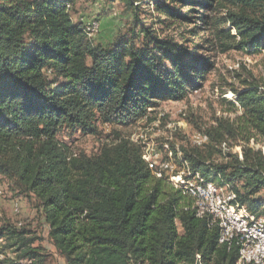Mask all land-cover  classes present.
Instances as JSON below:
<instances>
[{
  "label": "trees",
  "instance_id": "obj_1",
  "mask_svg": "<svg viewBox=\"0 0 264 264\" xmlns=\"http://www.w3.org/2000/svg\"><path fill=\"white\" fill-rule=\"evenodd\" d=\"M123 1L133 26L153 2L169 22L190 26L189 37L178 42L141 25L140 45L95 44L85 24L73 22L74 0H0V179L34 198L64 264H195L197 256L237 264L238 248L219 243L218 226L197 216L186 191L153 174L139 145L107 136L88 156L63 134L131 128L162 102L188 100L214 69L201 55L210 43L202 34L226 50L264 53V0ZM244 86L232 90L241 116L217 119L202 131L207 145L187 143L180 153L193 174L228 186L240 206L264 218V152L251 146H264V92ZM230 140L243 143L242 154L225 152ZM37 240L23 225L0 227V264H47Z\"/></svg>",
  "mask_w": 264,
  "mask_h": 264
},
{
  "label": "rangeland",
  "instance_id": "obj_2",
  "mask_svg": "<svg viewBox=\"0 0 264 264\" xmlns=\"http://www.w3.org/2000/svg\"><path fill=\"white\" fill-rule=\"evenodd\" d=\"M126 7L127 4L123 0H74L71 14L73 22L85 24L86 29L95 23L99 24L98 34L94 33L90 39L95 44L109 46L121 40L133 41L140 45L144 42V36L140 33L141 25L158 31L162 38H174L178 42H184L185 37H189L187 31L190 26L169 22L165 16L154 11L153 2H147L140 7L137 26H133V16L126 14ZM194 9L201 14L203 12L199 6H195ZM196 23L198 26L202 25L199 20ZM228 31L232 35L235 33L231 26L226 28V32ZM200 38L210 41L206 43L207 45L204 44L205 50H201V55L210 58L214 69L207 75L203 88L191 94L188 100L162 102L149 121L139 122L131 128L100 127L98 136L84 135L80 131L71 134L65 132L63 141L75 151L91 156L97 154L103 144L108 143L107 136L114 139L119 135L139 145L146 162L150 165L154 166L153 162L157 161L159 155V163H156L155 169L165 165H175L179 171H183L184 166H181V163L184 162V158L180 150L185 148V144L190 143L192 147L203 148L205 145L201 144V138L207 135L202 131L216 125L217 119L235 121L241 116V109L236 103L233 89L243 90L246 81L250 85L258 86L264 92V53L249 55L237 49L226 50L220 47V42L214 35L208 33L202 34ZM196 41L200 42L198 38ZM188 45L191 46V43ZM242 145V142L230 140L224 150L226 153L240 155ZM251 146L263 149L264 152L263 145L252 143ZM221 161V157L217 156L213 162L219 164ZM189 167L185 165V179L189 177ZM165 181L174 188L168 180ZM0 187L4 189L5 195V198L0 199V227L23 225L38 239L35 245L45 248L50 254L47 264H64L47 241V227L34 198L19 194L12 183L3 178L0 179ZM224 187L234 194L228 186ZM261 197L264 199V191ZM15 203L18 204L21 213L13 210ZM13 257L12 254L7 255L8 259ZM4 259V256L0 257V261Z\"/></svg>",
  "mask_w": 264,
  "mask_h": 264
},
{
  "label": "bare ground",
  "instance_id": "obj_3",
  "mask_svg": "<svg viewBox=\"0 0 264 264\" xmlns=\"http://www.w3.org/2000/svg\"><path fill=\"white\" fill-rule=\"evenodd\" d=\"M98 25L95 23L87 27L86 32L90 39L93 37L94 33L98 34ZM208 142V136L201 138V144L206 145ZM184 164L185 162L181 163V166H184L183 171H179L175 165H165L155 169L154 166L149 164V167L157 178L165 177L175 189L186 190L194 199L193 210L196 212L197 216L199 218L207 217L211 220L213 225L218 226L220 230L219 243L229 248H238L239 260L237 264H264V218H258L252 215L245 207L238 204L235 194H231L225 187L207 182L200 174L195 175L191 171H188L189 177L185 179ZM3 190L4 189L0 187L1 200L5 198ZM203 193H206L210 198V202L214 205V210L216 212H222V214L227 217V220L236 228L238 233H234L232 238L228 236L229 226L227 224H223L222 220H217V215L213 214L210 210H203L200 208L199 203L201 202V194ZM14 208H19L17 203L14 204ZM15 212L17 213V211ZM246 234L253 235V237L256 238V244L251 248V255L247 253ZM195 264H197V259ZM198 264H203V260L200 256Z\"/></svg>",
  "mask_w": 264,
  "mask_h": 264
},
{
  "label": "built area",
  "instance_id": "obj_4",
  "mask_svg": "<svg viewBox=\"0 0 264 264\" xmlns=\"http://www.w3.org/2000/svg\"><path fill=\"white\" fill-rule=\"evenodd\" d=\"M156 163H159V155H157V161L153 162V165L156 166ZM185 191L186 190H184V192ZM199 204L201 209L210 210L211 212H213V214L217 215V220H222L223 224H227L229 226V235H228L229 237L232 238V235H234V233H238L236 231V228L231 224V222H229V220H227V217L224 214H222V212H216L214 210V205L212 204V202H210V198L206 195V193L201 194V202ZM13 210L17 211V213H21V209L19 208H13ZM254 244H256V238H254L253 235L246 234L247 253L250 255H251V248ZM198 263H199V256H197V264Z\"/></svg>",
  "mask_w": 264,
  "mask_h": 264
}]
</instances>
